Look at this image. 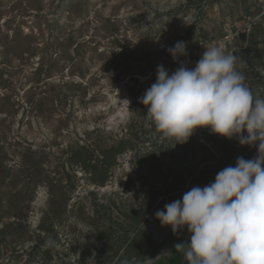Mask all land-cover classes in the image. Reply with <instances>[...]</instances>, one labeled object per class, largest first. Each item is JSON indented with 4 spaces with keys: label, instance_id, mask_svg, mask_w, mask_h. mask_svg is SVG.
<instances>
[{
    "label": "rangeland",
    "instance_id": "obj_1",
    "mask_svg": "<svg viewBox=\"0 0 264 264\" xmlns=\"http://www.w3.org/2000/svg\"><path fill=\"white\" fill-rule=\"evenodd\" d=\"M263 7L264 0H0V158L11 175L23 169L28 150L37 160L36 170L22 173L31 178L0 182L5 206L15 202L8 215L0 208V230L24 226L0 234V264H108L141 231L152 258L188 242L186 227L174 233L156 211L213 182L231 159L256 157L258 145L248 153L236 148L231 159L219 147L215 154L203 146L212 141L210 128L175 144L146 118L140 100L159 65L170 74L182 64L194 68V43L221 38L227 22L252 24ZM178 41L185 52L174 55ZM42 62L52 73L38 77ZM121 141L130 149L104 186L101 172L72 161L86 147L97 164L102 150ZM152 189L154 204L146 199Z\"/></svg>",
    "mask_w": 264,
    "mask_h": 264
},
{
    "label": "clouds",
    "instance_id": "obj_2",
    "mask_svg": "<svg viewBox=\"0 0 264 264\" xmlns=\"http://www.w3.org/2000/svg\"><path fill=\"white\" fill-rule=\"evenodd\" d=\"M169 51L182 54L185 45L178 41ZM235 61L223 45L213 44L194 68L182 64L170 74L159 65L156 82L140 100L146 118L175 144L210 128L230 140L238 137L241 145H258L256 157H238L213 182L156 211L174 233L187 228L189 241L175 245L186 264H264V97L245 84Z\"/></svg>",
    "mask_w": 264,
    "mask_h": 264
},
{
    "label": "trees",
    "instance_id": "obj_3",
    "mask_svg": "<svg viewBox=\"0 0 264 264\" xmlns=\"http://www.w3.org/2000/svg\"><path fill=\"white\" fill-rule=\"evenodd\" d=\"M69 1L74 2L75 0H69ZM65 6H67V5H65ZM256 36L254 35V37H256ZM19 37H20V33L16 34V38H19ZM31 38H32V34H28L27 37H26L27 40H29ZM43 60H44V58H43ZM261 60H262V58H261ZM257 63H259V61ZM48 69H49V71H48ZM45 73L47 75H50L52 73V67H47L44 64V62H42L40 67L36 70V74L38 75V77H41ZM218 138H217V134H215V135L213 134L211 136V140L212 141H210V142L212 144L217 145L216 143L219 144L220 139L223 138V137L218 135ZM238 143H239V139H234V141H230L228 139L226 145H229L228 146L229 148L228 149L225 148V150L228 153H230L232 146L235 148V145H237ZM129 146L130 145L128 143H125L124 141H121L118 145H115V146H112V147H109V148H105L104 150L101 151L100 157L102 159L99 160L100 162L97 163V164H93L94 157H93L92 152H90L86 147H78L77 150L72 154V161L77 166H80L81 168L86 169L87 171H91L93 173L94 172L95 173L96 172H101L104 175V177H103L102 180L98 181L97 183L100 186H104L106 184V182H107V179H108V173L113 168H115L117 166L119 156L122 155L123 153H125L128 149H130ZM203 146H205V145H203ZM207 148H209V147H207ZM3 149H4V147L0 146V154L3 152L2 151ZM31 153H33V152L28 150L24 154V156H23V158H24L23 169L21 171H19V173L15 174V175H13V174L11 175V173H10L11 171L7 170L5 168V165H4L5 160L0 158V182H1V184L10 187L11 184L10 185L6 184V180L10 177V175H11V178H12V180H11L12 185H14V186H17L21 181H24V180H26L28 178H31V177H29V175H27L26 177H24L25 175L22 176V173H26L27 170H36L35 165H36L37 160L35 158L29 157L31 155ZM229 166H235V163L232 162V163L229 164ZM99 167H101V168H99ZM141 168L144 170V166L143 165H141ZM41 181H42V179L36 178V180L33 182L32 185L37 187V185ZM20 194H21V192H20ZM147 197H148V198H146L147 201H149L152 204L156 203L158 201V199H159L157 193L154 190H153L152 194L150 193ZM32 199H33V197L30 196L29 200H21V201H22V204H24V205L28 204L29 205V203L32 201ZM12 202L8 203L5 206L4 201L0 199V208H3L5 206L6 215L10 214L12 206L15 205V202H13V203ZM55 204H56V202L54 203V205ZM50 205H51L50 206L51 207V211L53 213H55V216L59 217V214H56V210L58 211L59 208L58 207L54 208V206L52 208V204H50ZM11 216H13V215H11ZM15 223L16 222L10 223L5 228L4 231L0 230V234L1 235L4 234V233L7 234L10 230H14L15 227H17V230H23L24 226H22L21 224L17 225ZM143 242H146L148 244L150 250H152L153 244L150 241V238H149L147 232L146 231H141L137 238L131 240V242L128 243V246L124 250L123 256H121L118 259V262L116 264L146 263V260L151 258V256H153V255L143 252V250H142L143 249L142 248V243ZM37 245H40V244L37 243ZM37 249H39V247L36 248V250ZM159 252H160V249L157 248V250L154 252V255L158 254ZM183 262H184V253H183V251L182 250H176V248H174L171 257L168 260H166V261H160L159 260L158 264H183ZM185 264H186V262H185Z\"/></svg>",
    "mask_w": 264,
    "mask_h": 264
},
{
    "label": "built area",
    "instance_id": "obj_4",
    "mask_svg": "<svg viewBox=\"0 0 264 264\" xmlns=\"http://www.w3.org/2000/svg\"><path fill=\"white\" fill-rule=\"evenodd\" d=\"M260 13L256 17L257 20L252 24L237 26L235 23L232 28H228L227 22L224 24V34L221 38L200 39L198 43H194L193 60L197 62L202 57L206 47L213 44L223 45L227 54H233L236 57V70L245 77V84L253 91L254 95L258 94L264 97V66L260 63V61L264 62V7ZM257 30L259 34L254 37ZM258 61L259 63H257ZM186 63L189 64L188 61ZM211 133L213 134L212 131ZM243 135L247 136V131ZM205 145L213 153H217L216 146L206 141ZM252 149L253 147H250L245 152L248 153Z\"/></svg>",
    "mask_w": 264,
    "mask_h": 264
},
{
    "label": "crops",
    "instance_id": "obj_5",
    "mask_svg": "<svg viewBox=\"0 0 264 264\" xmlns=\"http://www.w3.org/2000/svg\"><path fill=\"white\" fill-rule=\"evenodd\" d=\"M260 63L264 66V62H262V61H260ZM215 135V134H214ZM217 138H218V134H217ZM219 139V138H218ZM227 139V140H226ZM234 139H239L238 137H234L233 139H229L230 141H234ZM227 141H228V138H226V137H223V138H221L220 139V142H219V144L218 143H216L218 146H217V150H218V147H219V151L220 150H222L223 152H222V154L224 155V153H225V148H229L228 146L229 145H226V143H227ZM203 145V144H202ZM205 147H206V145H205ZM222 147V148H221ZM251 147V145H241L240 143H238L237 145H235V148L232 146V148H231V153L229 154L228 152H227V155L230 157L231 156V154L233 155V152L236 150V148L237 149H239V150H241V152H244V151H247L249 148ZM207 148V147H206ZM209 151H211L209 148H207ZM207 150V151H208ZM228 157V158H229ZM232 157V156H231ZM231 157H230V159H231ZM235 157V156H234ZM230 163H232V161L230 160V162H229V164ZM229 164H225L223 167L225 168V167H228L229 166ZM204 172V171H203ZM203 172H202V174H203ZM215 172V171H214ZM133 240V239H132ZM131 242V241H130ZM143 243H146V242H143ZM142 243V244H143ZM148 245V244H147ZM127 246H128V244H127ZM174 248H175V246H173L171 249H170V251H169V254L168 255H164L163 256V254L162 255H160L159 254V256H156V257H151V258H149V259H147L146 260V263H137V264H158V262H159V260L160 261H166V260H168L170 257H171V255H172V252H173V250H174ZM123 249V248H122ZM125 250V249H124ZM164 253V252H163ZM157 257H159V258H157ZM120 258V256H118L117 257V259L114 261V262H112V261H108V264H116L117 262H118V259ZM184 261H185V258H184ZM112 262V263H111ZM186 262V261H185ZM184 263V262H183Z\"/></svg>",
    "mask_w": 264,
    "mask_h": 264
},
{
    "label": "water",
    "instance_id": "obj_6",
    "mask_svg": "<svg viewBox=\"0 0 264 264\" xmlns=\"http://www.w3.org/2000/svg\"><path fill=\"white\" fill-rule=\"evenodd\" d=\"M183 264H185V261H184V263Z\"/></svg>",
    "mask_w": 264,
    "mask_h": 264
}]
</instances>
